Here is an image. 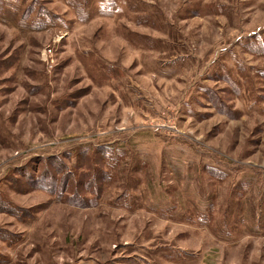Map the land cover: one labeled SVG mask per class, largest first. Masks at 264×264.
<instances>
[{
	"label": "rangeland",
	"instance_id": "1",
	"mask_svg": "<svg viewBox=\"0 0 264 264\" xmlns=\"http://www.w3.org/2000/svg\"><path fill=\"white\" fill-rule=\"evenodd\" d=\"M0 264H264V0H0Z\"/></svg>",
	"mask_w": 264,
	"mask_h": 264
}]
</instances>
